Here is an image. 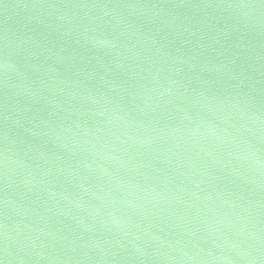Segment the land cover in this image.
I'll list each match as a JSON object with an SVG mask.
<instances>
[{
	"label": "water",
	"instance_id": "obj_1",
	"mask_svg": "<svg viewBox=\"0 0 264 264\" xmlns=\"http://www.w3.org/2000/svg\"><path fill=\"white\" fill-rule=\"evenodd\" d=\"M0 264H264V0H0Z\"/></svg>",
	"mask_w": 264,
	"mask_h": 264
}]
</instances>
